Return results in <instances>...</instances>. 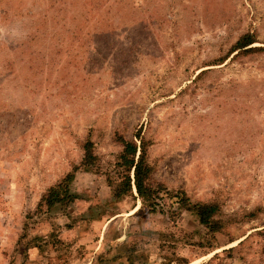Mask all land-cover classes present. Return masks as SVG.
Returning <instances> with one entry per match:
<instances>
[{
  "label": "rangeland",
  "instance_id": "rangeland-1",
  "mask_svg": "<svg viewBox=\"0 0 264 264\" xmlns=\"http://www.w3.org/2000/svg\"><path fill=\"white\" fill-rule=\"evenodd\" d=\"M0 26L19 32L0 37V264H264V0H0ZM137 134L220 231L164 191L155 211L114 196ZM87 140L99 170L49 209Z\"/></svg>",
  "mask_w": 264,
  "mask_h": 264
},
{
  "label": "trees",
  "instance_id": "trees-1",
  "mask_svg": "<svg viewBox=\"0 0 264 264\" xmlns=\"http://www.w3.org/2000/svg\"><path fill=\"white\" fill-rule=\"evenodd\" d=\"M254 42L256 40L252 34H243L234 44L232 51L238 50V52L244 51L245 53L254 51L256 48L249 47ZM137 137L141 141L140 143L122 137L118 139L122 145V150L117 155L114 174L107 176L108 184L114 196L120 198L131 193L134 185L143 205L151 211H155L158 206L159 194L164 191L170 199H174L173 203L177 204L178 211H190L206 229L211 232L220 231L222 225L218 218L219 205L214 202H191L184 192H169L161 184H158L153 178L154 168L148 160V142L140 134H137ZM83 149L84 156L81 162L74 166L73 170L62 181L50 187L43 196L42 202L49 209L57 204H69L75 200L76 197L71 191V184L78 170H99L97 165L99 157L94 152V143L91 140L85 141Z\"/></svg>",
  "mask_w": 264,
  "mask_h": 264
},
{
  "label": "clouds",
  "instance_id": "clouds-1",
  "mask_svg": "<svg viewBox=\"0 0 264 264\" xmlns=\"http://www.w3.org/2000/svg\"><path fill=\"white\" fill-rule=\"evenodd\" d=\"M6 34L11 37H16L17 35H19V32L16 28H12L9 31V30H6L4 27L0 26V37H3Z\"/></svg>",
  "mask_w": 264,
  "mask_h": 264
}]
</instances>
